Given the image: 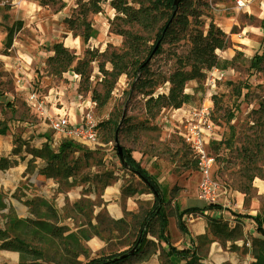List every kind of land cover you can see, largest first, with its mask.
<instances>
[{"label": "rangeland", "instance_id": "374dc122", "mask_svg": "<svg viewBox=\"0 0 264 264\" xmlns=\"http://www.w3.org/2000/svg\"><path fill=\"white\" fill-rule=\"evenodd\" d=\"M63 1L64 6L56 10L37 0H0V5H9L0 10V129H6L0 134V149L12 165H25L15 185L1 191L5 207L0 209V229L5 228L7 212L18 218L39 217L62 229L57 236L51 232H42L39 237L27 235V241L42 259L55 264H78L76 257L85 253L83 239L71 246L64 235L80 226L87 236L96 234L106 241L117 229L121 238L110 242V248L130 245L146 210L139 218L130 216L123 224L111 225L100 193L118 176L140 193L147 189L141 179L122 166L115 138L121 147L130 149L156 182L167 216L175 219L176 211L193 209L199 200V171L180 132H185L188 123L197 121L196 110L202 107H207L212 123L207 146L214 158L212 170L231 190L244 194L246 205L255 195L253 181L264 179V58L259 63L255 59L264 54V10L254 8L258 0H247L242 8L236 0H192L197 27L205 31L213 24L230 40L225 50H216L217 55L230 61L236 51L238 54L225 68L207 70L197 91V82L189 81L184 88L191 94L189 102L179 108L162 107L152 117L145 113L144 97L129 92V80L124 74L114 83L108 101L95 106L91 90L102 95L108 86L98 64L106 70L111 68L110 52L123 48V37L109 30L114 10L104 4L102 12L89 15L97 35L83 43L63 22L75 7V0ZM258 4L264 8L260 1ZM6 13L10 17L3 19ZM15 18L22 19L23 25L15 33L11 47L5 48L3 27ZM55 42H62L76 55L72 65L92 57L86 65L90 73L87 81L73 70L60 75L51 72L46 60ZM189 46L186 36L175 43H164L162 52L149 60L150 67L168 73L174 67L175 55L185 53ZM168 86L160 84L155 93H166ZM32 93L43 101L48 115L56 113L54 107L63 105L72 120L79 119L80 111L82 115L90 113L100 144L91 149L71 141L74 144L65 147L64 141L69 140L55 136L45 113L27 101V95ZM6 171L7 168L0 169V178ZM219 240L222 242L223 237ZM243 245L245 249L250 247L251 238ZM65 246L70 247V252Z\"/></svg>", "mask_w": 264, "mask_h": 264}, {"label": "trees", "instance_id": "16d2710c", "mask_svg": "<svg viewBox=\"0 0 264 264\" xmlns=\"http://www.w3.org/2000/svg\"><path fill=\"white\" fill-rule=\"evenodd\" d=\"M37 1L41 5L55 7L56 10L64 6L63 0ZM104 4L114 10L112 19H109V30L123 37V48L120 51L110 52L108 61L111 68L109 70L104 69L101 63L98 64L99 70L104 75V83L108 86L102 95L95 89L91 90V98L96 107H101L108 101L114 83L121 74H124L129 80V92H138L144 97V109L148 116H154L165 106L179 108L182 104L190 101L191 94L184 91L189 81L195 80L197 82L194 87V91H197L202 86L207 70L225 68L238 54L236 51L230 61L221 59L217 55L216 50H225L230 45V40L222 29L213 24H210L205 31L197 27L198 23L195 21L197 14L192 0H178L176 3L174 0H75V7L63 19L64 25L72 30L74 36H79L83 43L87 42L91 37L97 35V30L93 27L89 15L102 12ZM7 8H9L8 4L0 5V10ZM2 17L8 19L10 16L6 13ZM22 25V19L15 18L10 24L3 27L5 48L11 47L13 37L22 28ZM184 36L188 38L190 46L185 53L175 55V64L171 71L163 74L150 67L149 60L162 52L164 43L178 42ZM51 51L52 54L47 57L46 62L53 74L60 75L65 71L73 70L82 77L83 81L89 79L90 73L87 71L86 65L93 60L91 56L86 60H78L75 65H72L76 55L70 52L62 42L53 43ZM263 58L264 54L256 56V63L261 62ZM163 83L169 85L167 92L155 93V88ZM5 130V127L0 129V134L4 133ZM71 141H64L63 145L65 147L71 146V143L75 142ZM32 154L36 155L35 153ZM118 158L122 166L141 179L147 191L153 194L152 205L145 212L142 221L137 226L133 241L125 250L100 255L82 264H119L132 256L139 255L138 259L143 258L142 255L147 254V252L142 248L148 244L146 235L150 231V221L154 218L158 220L156 237L157 239H164L166 214L163 212V198L156 182L138 164L130 153V149L122 147L121 157L118 155ZM194 161L196 163L195 159ZM12 163L7 157L0 156V169L8 168ZM4 207L3 195L0 192V209ZM176 209L178 210L177 207ZM190 210L177 211V223L180 228L179 219L181 215ZM214 224L212 226L214 234H220L224 238L231 239L242 236L239 225L224 230L220 229L217 223ZM62 231V229L51 226L49 222L41 221L39 217L36 219L18 218L14 213L7 212L5 214V228L0 229V249L17 251L19 253L18 264H55L42 259L27 241V235L39 237L42 232H51L57 236L62 234ZM64 237L71 246H74L78 244L79 239H86L88 236L84 229H79L77 232L67 233ZM198 238H207V234ZM132 247H134V251L128 253ZM251 247L255 258L252 264H264V240L252 238ZM65 249L68 252L71 250L67 246ZM182 252L184 253V251ZM122 254L125 256L120 257ZM27 255L33 256L27 258ZM185 264H198V257L192 254Z\"/></svg>", "mask_w": 264, "mask_h": 264}, {"label": "crops", "instance_id": "0c3cea01", "mask_svg": "<svg viewBox=\"0 0 264 264\" xmlns=\"http://www.w3.org/2000/svg\"><path fill=\"white\" fill-rule=\"evenodd\" d=\"M259 1L264 4V0ZM258 2L253 4L254 8L264 10ZM58 100L60 104V98ZM64 107L65 105L59 108L58 106L54 107L60 110L55 112L65 113L71 122L81 120L82 111L78 113L80 114L79 119L72 120L70 113ZM35 130L39 132L41 129L37 127ZM54 135L57 136L55 133ZM3 151L0 149V156L6 153ZM24 168L25 165L21 163L8 167V171L4 173V178H0V192L12 188L21 178ZM252 187L255 195L250 198L246 205L243 203L244 194L236 189L231 190L228 186L227 198L223 197L219 203L206 205L200 200L196 201L194 210L191 209L181 215L179 219L181 228L177 223V211L175 219L174 216H167L165 212L164 239H157L158 220L152 219L150 231L146 235L148 244L142 248V250H146L147 254H143L144 257L140 259L137 258L139 255L132 256L119 264H185L192 254L198 257V264H252L255 261L252 247L245 249L243 244L245 241L248 242V238L264 240V205L261 204V199H264V179L256 178ZM151 194L148 191L140 193L130 187L129 181L125 182V179L123 180L122 177L118 176L102 188L100 197L111 225L114 223L120 225L127 217L136 216L139 218L143 211H147L152 205ZM170 220H173L172 228L169 226ZM214 223H217L220 229L224 230L239 225L242 236L231 239L224 238L220 234H214L212 232ZM79 229H83V226L68 230L66 233ZM110 233L112 237L107 241L96 234L83 239L85 253H80L76 257V261L82 264L100 255L123 251L129 246L120 247V249H116L115 246L110 248V242H115L121 238L117 229ZM204 234H207V238H198ZM219 237H223L222 242ZM18 263L19 253L17 251L0 249V264Z\"/></svg>", "mask_w": 264, "mask_h": 264}, {"label": "built area", "instance_id": "2783aa9c", "mask_svg": "<svg viewBox=\"0 0 264 264\" xmlns=\"http://www.w3.org/2000/svg\"><path fill=\"white\" fill-rule=\"evenodd\" d=\"M239 8L245 6L246 0H236ZM27 101L35 104L42 110L44 117L49 120V127L58 137L75 141L95 149L98 143L97 125L90 113L82 115L79 122H71L68 116L63 113L48 115L43 109V101L38 99L35 94H28ZM41 112V113H43ZM197 121L188 123L185 132H180L183 142L190 149L193 158L196 160L199 171V181L197 185V198L206 205L219 203L223 197L227 198L228 188L223 180L212 170L214 164L213 156L209 155L207 146L211 138L212 123L209 120L207 107L196 110Z\"/></svg>", "mask_w": 264, "mask_h": 264}, {"label": "water", "instance_id": "95a60500", "mask_svg": "<svg viewBox=\"0 0 264 264\" xmlns=\"http://www.w3.org/2000/svg\"><path fill=\"white\" fill-rule=\"evenodd\" d=\"M178 0H174V2L176 3ZM115 147H116V151L118 153V155L121 157L122 154V147L117 143V139L115 138ZM134 251V247H132L128 253H132ZM125 256V254L120 255V257Z\"/></svg>", "mask_w": 264, "mask_h": 264}, {"label": "bare ground", "instance_id": "6f19581e", "mask_svg": "<svg viewBox=\"0 0 264 264\" xmlns=\"http://www.w3.org/2000/svg\"><path fill=\"white\" fill-rule=\"evenodd\" d=\"M110 9H112L111 7H110ZM53 110L54 111H60L59 109H57V108H53Z\"/></svg>", "mask_w": 264, "mask_h": 264}]
</instances>
